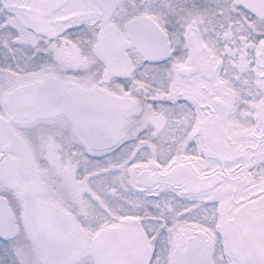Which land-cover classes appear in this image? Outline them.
<instances>
[{
  "label": "snow or ice",
  "instance_id": "6c2138e0",
  "mask_svg": "<svg viewBox=\"0 0 264 264\" xmlns=\"http://www.w3.org/2000/svg\"><path fill=\"white\" fill-rule=\"evenodd\" d=\"M0 264H264V0H0Z\"/></svg>",
  "mask_w": 264,
  "mask_h": 264
}]
</instances>
